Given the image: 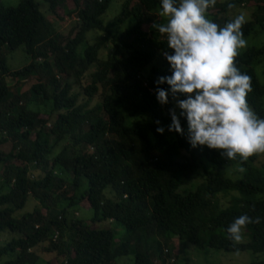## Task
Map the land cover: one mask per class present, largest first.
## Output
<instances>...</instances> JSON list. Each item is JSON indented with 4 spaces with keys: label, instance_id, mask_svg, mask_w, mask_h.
<instances>
[{
    "label": "trees",
    "instance_id": "16d2710c",
    "mask_svg": "<svg viewBox=\"0 0 264 264\" xmlns=\"http://www.w3.org/2000/svg\"><path fill=\"white\" fill-rule=\"evenodd\" d=\"M44 2L57 15L66 0ZM73 2L63 8L65 20L76 19L64 40L35 0L17 7L0 0V187L8 189L0 195V261L169 264L172 236L200 250L264 255V153L241 164L222 150L193 148L182 116L184 135L168 130L171 110H181L167 83L159 87L169 103L156 95L158 79L172 75L162 54L172 50L153 28L167 19L158 15L160 0H126L110 25L104 17L114 0ZM230 3L231 15L255 8L241 29L245 39L264 34V0H216L207 18L223 27L234 19ZM129 21V29L114 31ZM21 48L31 62L12 69L7 53ZM238 53L237 66L252 81L249 107L264 118V43ZM157 59L166 67L153 66ZM192 180L200 181L194 191ZM30 197L39 204L16 217ZM82 208L93 215L77 217ZM242 214L261 223L248 225L234 245L226 229Z\"/></svg>",
    "mask_w": 264,
    "mask_h": 264
},
{
    "label": "clouds",
    "instance_id": "9594fccd",
    "mask_svg": "<svg viewBox=\"0 0 264 264\" xmlns=\"http://www.w3.org/2000/svg\"><path fill=\"white\" fill-rule=\"evenodd\" d=\"M215 4L216 0H160L158 15L167 19L155 21L153 28L166 37L167 48L172 50L162 53L172 75L158 79L156 95L162 106L169 103V92L159 87L167 83L181 110L179 116L171 110L169 131L184 135L182 116L188 122V141L193 148L222 150L224 159L239 158L243 164L264 153V118L249 107L252 81L236 62L238 50L246 47L241 30L245 16L238 14L220 27L206 16ZM227 7L231 15L236 5ZM180 95L186 99H179ZM157 131L162 135L164 128L157 127ZM239 171L246 169L240 167ZM260 223V216L242 214L227 227L228 239L238 244L248 225Z\"/></svg>",
    "mask_w": 264,
    "mask_h": 264
},
{
    "label": "rangeland",
    "instance_id": "374dc122",
    "mask_svg": "<svg viewBox=\"0 0 264 264\" xmlns=\"http://www.w3.org/2000/svg\"><path fill=\"white\" fill-rule=\"evenodd\" d=\"M4 4L8 7H17L22 0H2ZM39 5H40V10L41 12L54 24L56 25L58 34L61 35V38L64 40H67L70 34L72 33L73 36V28L75 27L76 19L73 20L72 22H69L68 20H65L64 18V6L66 5L69 9L74 8V2L73 0H66L65 4L63 2V6L58 10L57 15H51L48 12V5L44 2V0H35ZM222 2L224 0H221ZM124 2L126 0H114V2L111 4V7L104 17V22L107 25H110L114 22L115 18L120 15L122 12V7ZM249 5V4H248ZM246 7H242L241 10L235 11L236 13L232 14V18H235L236 15L243 13L245 16V21H250L251 20V15L252 12L255 10V8L252 5ZM64 20H61V19ZM68 21V22H67ZM130 27V21L126 23L123 26L116 27L114 31L116 30L118 33L123 32ZM145 30H148V27L145 28ZM95 35L94 33L90 34V38ZM246 40V45L250 43V46L252 47H260L264 43V34H259L255 38L253 36L248 37L245 39ZM105 55L108 54V50L105 51ZM7 59H8V64L12 69L18 70L20 68H23L24 66L28 65L31 62V59L25 54L23 48L15 51V52H9L7 53ZM262 65H264V60ZM261 67L257 70L260 73ZM153 66H158L165 68L166 64L164 61L157 59L156 62L153 64ZM152 68L149 67L146 72L148 73L150 69ZM261 78V74H260ZM262 80V78H261ZM36 82L30 81L28 82L24 88L21 90V93L29 90L32 85H34ZM101 100L100 97H97L94 102L92 103V107L95 106L99 101ZM39 109L44 113V107H39ZM62 149V145L58 147V151ZM260 164L264 162V158L260 160ZM240 168H236L235 170L238 171ZM37 175V174H36ZM192 185L193 187H188L191 189V191H194L196 187L200 184V181L197 180H192ZM1 187H0V195L2 194ZM5 192H8V189H6ZM4 192V193H5ZM39 204L38 201H36L34 198L30 197L26 207L16 213V217H21L24 214L32 212L35 207ZM85 207L88 209L90 208L87 203H85ZM93 213L90 210L86 209H80L79 210V216L81 219H88ZM10 234H6L5 237L9 238ZM14 236H11L10 240H12ZM172 241L174 244V253H175V259L173 258L169 264H250L253 261H262L264 260V255L254 257L250 253H225L222 251H215L211 249H206V250H200L197 247L186 243L187 245H183L180 243V240L176 236H172ZM3 244L0 242V247H2ZM13 256H6L4 257L1 261L0 264H3L7 260H9ZM46 257V256H45ZM45 257L41 256L39 262L37 264H56L52 263L53 259L52 257ZM49 262V263H48ZM118 264H131L129 260H121ZM155 264H160V262H156Z\"/></svg>",
    "mask_w": 264,
    "mask_h": 264
},
{
    "label": "built area",
    "instance_id": "2783aa9c",
    "mask_svg": "<svg viewBox=\"0 0 264 264\" xmlns=\"http://www.w3.org/2000/svg\"><path fill=\"white\" fill-rule=\"evenodd\" d=\"M56 236L58 237V234H57ZM57 237H56V238H57Z\"/></svg>",
    "mask_w": 264,
    "mask_h": 264
}]
</instances>
